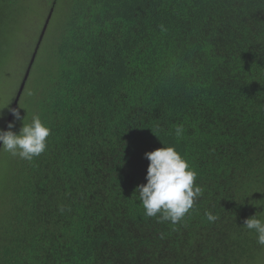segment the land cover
<instances>
[{
	"label": "trees",
	"instance_id": "16d2710c",
	"mask_svg": "<svg viewBox=\"0 0 264 264\" xmlns=\"http://www.w3.org/2000/svg\"><path fill=\"white\" fill-rule=\"evenodd\" d=\"M51 7L45 23L63 21L51 63L37 72L35 58L13 106L31 90L24 122L39 116L51 135L32 161L0 151V264H261L264 247L242 226L264 219V0ZM37 12L0 0V80ZM164 146L203 189L175 225L147 217L136 192L145 153Z\"/></svg>",
	"mask_w": 264,
	"mask_h": 264
},
{
	"label": "clouds",
	"instance_id": "9594fccd",
	"mask_svg": "<svg viewBox=\"0 0 264 264\" xmlns=\"http://www.w3.org/2000/svg\"><path fill=\"white\" fill-rule=\"evenodd\" d=\"M10 112L14 121L8 123L7 130L0 128V151L32 161L47 150L51 129L39 116H34L32 121L26 124L19 109L11 108ZM2 118L3 112L0 110V119ZM15 121L23 122L19 133L13 131ZM183 132V125L175 128L177 137L182 136ZM145 158L150 161L146 175L147 183L139 185L136 190L145 215L156 217L158 222L168 221L173 225L182 222L203 196L202 187L196 183L198 173L174 146H164L147 152ZM59 211L63 213L64 206H61ZM205 215L209 223H215L219 219L211 211ZM242 227L250 233L254 232L257 244L264 247V219L255 215L245 219Z\"/></svg>",
	"mask_w": 264,
	"mask_h": 264
},
{
	"label": "rangeland",
	"instance_id": "374dc122",
	"mask_svg": "<svg viewBox=\"0 0 264 264\" xmlns=\"http://www.w3.org/2000/svg\"><path fill=\"white\" fill-rule=\"evenodd\" d=\"M41 1H48L46 10L45 5L41 4ZM31 3L39 13H35L33 26L27 25V29H21L16 32V44L18 42V44H20L21 39L22 43L24 42V40L25 43L23 44V47L20 51L13 53L6 69V75H4L0 80V110H2L4 116H6V119H4V116L2 119H0V128H3L4 130L6 129L8 119L11 116L10 109L14 108L13 106L17 105L16 99L20 93L22 83L24 81V78L26 77L27 70L30 67L34 52L38 44L42 42V46L40 50H38L34 63V68L38 66L37 72L40 70V68L50 65L51 56H53L55 47L54 44L59 38L58 33L63 22L60 16L58 18L55 16L50 22V25H48V21L47 23H45L47 18L51 15V4L53 3V0H31ZM43 14H45L44 18L42 17ZM45 30L46 32L44 36ZM31 93L32 92L30 90V92L23 96L20 102V111L23 117L25 116V113L27 111L30 97L32 102L33 95L29 97V94L31 95ZM3 165V158H0L1 168L3 167ZM5 185V176L0 172V197L3 189L5 188ZM261 264H264V260Z\"/></svg>",
	"mask_w": 264,
	"mask_h": 264
},
{
	"label": "water",
	"instance_id": "95a60500",
	"mask_svg": "<svg viewBox=\"0 0 264 264\" xmlns=\"http://www.w3.org/2000/svg\"><path fill=\"white\" fill-rule=\"evenodd\" d=\"M45 31H46V30H45ZM45 31H44V34H45ZM37 52H38V49H36V51L34 52V55H33V58H32V61H31L30 67H29V70L27 71L26 77H25V79H24V81H23V83H22V88H21L20 93H19V95H18V97H17V99H16V104L18 103L19 98H20V96H21V94H22V91H23V88H24V86H25L26 80L28 79V76H29L30 68H31L32 64L34 63V60H35L36 55H37ZM15 106H16V105H15Z\"/></svg>",
	"mask_w": 264,
	"mask_h": 264
}]
</instances>
